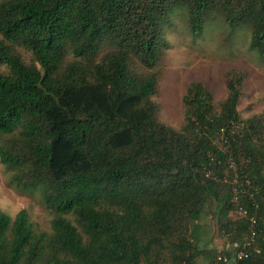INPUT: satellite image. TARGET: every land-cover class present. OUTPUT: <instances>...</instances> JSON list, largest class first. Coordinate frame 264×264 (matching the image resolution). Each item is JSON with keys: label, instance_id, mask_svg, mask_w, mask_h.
<instances>
[{"label": "trees", "instance_id": "1", "mask_svg": "<svg viewBox=\"0 0 264 264\" xmlns=\"http://www.w3.org/2000/svg\"><path fill=\"white\" fill-rule=\"evenodd\" d=\"M175 10L193 36L214 14L248 26L249 50L264 57V0H0V164L52 214L47 234L25 210L0 211V264H264V139L256 118L237 114L242 74L226 73L218 109L189 84L176 130L150 100L156 76L131 67L156 65ZM206 213L230 244L255 216L258 253L233 261L208 248Z\"/></svg>", "mask_w": 264, "mask_h": 264}, {"label": "rangeland", "instance_id": "2", "mask_svg": "<svg viewBox=\"0 0 264 264\" xmlns=\"http://www.w3.org/2000/svg\"><path fill=\"white\" fill-rule=\"evenodd\" d=\"M249 35L248 26L231 29L222 16L214 14L205 22L200 35L193 36L186 26L184 12L173 11L168 23L162 27L165 48L161 50L156 65L150 70L135 60L131 65L137 73L156 76V91L150 100L158 105V120L176 130L181 127L184 118L182 99L191 83L202 84L218 109V104L226 97L225 75L229 71H237L242 74L237 114L240 120L256 118L262 126L260 135L264 139V57L249 50ZM107 50V47H102L98 58ZM16 52L25 64L29 63V52L19 47ZM75 59L68 51L65 52L66 62ZM6 73L7 68L0 65V74ZM11 175L0 164V211L13 217L18 211L25 210L33 230L49 234L51 212L44 207L38 193L27 195L17 190L10 183ZM222 181L231 187L237 183L233 165L224 170ZM229 218L238 219L240 215L233 212ZM199 223L198 233L202 242L216 252L221 251L223 238L217 234L210 215L206 213ZM159 257L167 256L163 253Z\"/></svg>", "mask_w": 264, "mask_h": 264}, {"label": "built area", "instance_id": "3", "mask_svg": "<svg viewBox=\"0 0 264 264\" xmlns=\"http://www.w3.org/2000/svg\"><path fill=\"white\" fill-rule=\"evenodd\" d=\"M256 206L254 205V209ZM237 212L244 216L245 211L241 208H237ZM248 234L240 243H232L229 245V248L233 251V261H241L247 259L249 255L253 252L258 253L257 250L253 248L255 241L258 237V231L256 230V218L255 216H250L248 218ZM217 261H220L223 264H229V260L225 256L217 257Z\"/></svg>", "mask_w": 264, "mask_h": 264}, {"label": "crops", "instance_id": "4", "mask_svg": "<svg viewBox=\"0 0 264 264\" xmlns=\"http://www.w3.org/2000/svg\"><path fill=\"white\" fill-rule=\"evenodd\" d=\"M230 243H228L225 239H223V242L221 244V251L217 252V253H221L222 252H227L230 251L231 249L229 248ZM209 248V247H208Z\"/></svg>", "mask_w": 264, "mask_h": 264}]
</instances>
